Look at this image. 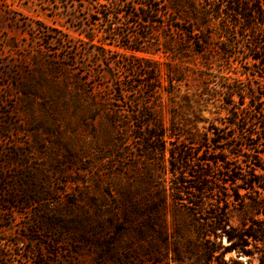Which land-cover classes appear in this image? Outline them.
I'll list each match as a JSON object with an SVG mask.
<instances>
[{"label": "rangeland", "instance_id": "rangeland-1", "mask_svg": "<svg viewBox=\"0 0 264 264\" xmlns=\"http://www.w3.org/2000/svg\"><path fill=\"white\" fill-rule=\"evenodd\" d=\"M111 1L128 11L144 2L99 0ZM97 8L88 0H0V264H176L170 214L164 246L158 222L152 229L142 220L127 224L131 206L125 196L132 194L137 210L152 213L159 177L149 188L139 180L142 145L130 133L119 142L113 125L112 104L122 110L128 104L105 92L122 80L136 86L140 73L107 67L83 44ZM111 21L126 34L119 18ZM97 23L94 31H101ZM244 45L235 41L232 55L242 57ZM146 57L163 63L162 70L166 64L184 71L193 62V56L180 62ZM185 74L189 96L200 85ZM252 86L261 92L257 81ZM196 111L195 104L181 110L199 131L225 116L212 105ZM231 224L238 226L236 213ZM192 239L187 234L186 241ZM186 245L179 250L182 264H207Z\"/></svg>", "mask_w": 264, "mask_h": 264}, {"label": "trees", "instance_id": "trees-1", "mask_svg": "<svg viewBox=\"0 0 264 264\" xmlns=\"http://www.w3.org/2000/svg\"><path fill=\"white\" fill-rule=\"evenodd\" d=\"M88 3L98 8L83 44L107 67L114 64L143 79L105 90L115 102L128 104L127 110L112 104L113 125L119 142L126 143L130 133L142 145L139 180L149 188L159 177V210H137L129 194L127 224L136 227L142 220L152 229L158 222L163 230L170 214L176 264H182L179 250L185 243L207 264H264V0H144L129 11L116 1ZM113 17L125 35L112 27ZM97 22L101 31H94ZM238 39L245 40L242 57L230 51ZM159 55L179 62L193 56L192 67L184 72L164 64L162 70L163 63L146 57ZM186 72L200 85L189 96ZM94 86L102 91L96 81ZM132 92L140 98H131ZM191 104L196 112L212 105L225 116L199 131L181 112ZM233 213L238 226L231 224ZM165 237L163 230L162 246Z\"/></svg>", "mask_w": 264, "mask_h": 264}]
</instances>
